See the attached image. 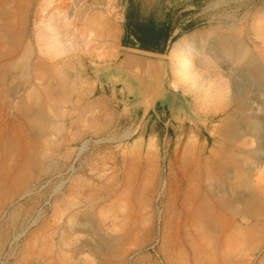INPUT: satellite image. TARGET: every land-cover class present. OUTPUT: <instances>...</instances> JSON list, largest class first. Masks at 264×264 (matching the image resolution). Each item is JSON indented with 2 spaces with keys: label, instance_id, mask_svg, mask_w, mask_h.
<instances>
[{
  "label": "rangeland",
  "instance_id": "374dc122",
  "mask_svg": "<svg viewBox=\"0 0 264 264\" xmlns=\"http://www.w3.org/2000/svg\"><path fill=\"white\" fill-rule=\"evenodd\" d=\"M26 1H20L23 10ZM153 4L160 19L170 14L188 21L166 53L163 88L180 99L173 107L138 100L116 71L107 76L97 71L120 54L122 15L130 6ZM30 5L29 35L41 17L55 13L51 24L62 22L56 31L62 32L64 49L45 57L72 76L59 100L46 104L45 122L23 129L41 161L20 192L0 196V264H264L258 244L264 227L251 230L249 222L264 218V163L253 160L261 157L255 149L260 139L243 145L247 130L235 129L228 119V98L213 104L220 109L209 103L207 113L190 93L170 88L175 78L169 58L175 41L187 34H196L204 50L228 32L254 53L252 43H261L255 24H264V0H32ZM27 67L15 68V81L4 87L6 95L16 96L12 119L33 106L31 97L17 101L36 82L33 67ZM99 77L107 83L103 96L96 89ZM237 79L243 84V77ZM98 99L103 106L94 110ZM225 158L231 185L254 194L248 202L238 201L235 210L206 200L207 187L221 183L217 165ZM246 168L253 170L247 174Z\"/></svg>",
  "mask_w": 264,
  "mask_h": 264
},
{
  "label": "bare ground",
  "instance_id": "6f19581e",
  "mask_svg": "<svg viewBox=\"0 0 264 264\" xmlns=\"http://www.w3.org/2000/svg\"><path fill=\"white\" fill-rule=\"evenodd\" d=\"M20 1L0 0V196L21 189L28 181L29 171L39 165L42 154L40 151H36L32 145H29L30 143H28L26 138L27 134L24 135L25 130L23 129L34 126L35 122H39L40 119L45 122L42 117L46 104L59 100V95L62 91L69 87L72 76L71 72L68 73V70L65 71L59 66V62H53L54 60L50 62L45 57L47 52L55 51L56 55H58L64 49L65 42L62 38L63 35H61L62 32L56 31L62 28V22L60 24L57 23V26H55L56 24H51L55 13L47 17H41L38 22L33 24L32 34L29 35L27 10L32 0L26 1L27 7L25 10L19 6ZM57 15H60L58 10L56 11ZM66 19H68L67 16L62 18V20ZM258 25L260 33L258 38H260L261 43H252L253 48L256 50L254 53L243 40L228 32L217 35L215 42L204 50L197 45L198 37L196 34L181 36L175 41L170 51V70L175 78L174 81L172 80L170 88L177 87L183 92L190 93L193 96L194 105L199 106V109L204 107L207 110L209 103L213 105L217 101L228 98L229 101L226 100V104L232 103V110L227 114L228 119L232 120L231 124L234 125L235 129L240 128L248 131H246L248 137L243 139V145L250 144L252 137L257 136L260 139V144L255 149L260 152L261 157L253 160L264 163V115L261 111V106L264 104V24H255V26ZM45 29H49L51 32L45 31ZM49 58L53 59L54 56ZM27 66L33 67L36 82L33 85V91L31 92L30 90V93L23 92L21 98L17 101L31 97L34 100L33 106L29 108L26 105L29 108L28 111H24L25 114L21 113L20 118L18 117L19 120L12 119L10 116L14 106H12L11 98L14 100L13 98L16 96L15 93L6 95L4 87L15 79V68H26ZM238 77L244 78L243 84L237 82ZM18 96L20 97V95ZM34 106L36 110L32 109ZM102 106V102L98 99L91 107L94 110H98ZM218 108L215 107V109ZM223 109L221 110L223 111ZM91 115L89 117L92 118L93 116ZM89 117L88 119L90 120ZM13 135L18 138L14 139ZM16 145L18 146L17 148ZM245 152L252 155L253 150ZM228 159L225 158L224 164L217 165L218 169L223 173L222 180L220 177V185L216 188L208 186L206 189V200L212 202L213 206L220 208V210L228 208L235 210L237 209L236 203L238 201L244 200L248 202L251 198L254 199L252 191L238 192L237 187L235 188V186L231 185L232 182L228 181V174L231 170H229L226 163ZM252 170L253 168H246L243 171L248 174ZM236 172L242 171L236 169ZM256 172L259 173L260 171L257 170ZM231 177L234 179V176ZM259 187L258 191H262L263 189L260 187V190ZM203 191L205 190L203 189ZM249 220L251 230L258 231L264 227V218L257 217ZM258 240H260L258 244H260V249H262L264 247V236L261 239L258 238Z\"/></svg>",
  "mask_w": 264,
  "mask_h": 264
},
{
  "label": "crops",
  "instance_id": "0c3cea01",
  "mask_svg": "<svg viewBox=\"0 0 264 264\" xmlns=\"http://www.w3.org/2000/svg\"><path fill=\"white\" fill-rule=\"evenodd\" d=\"M159 14V11L156 13V4L149 7L130 6L122 15L119 49L120 52L130 53L144 59V68L147 74H151L146 77L147 81L130 82L126 80L129 83L124 81L131 86L134 94L139 97L138 100L144 101L145 99L147 102H152L155 108L157 102L166 103L168 107H173L176 103L174 96L168 92L162 96L163 100L160 99L162 89L160 72L162 63L166 62V53L173 38L188 25L187 20H177L176 15L172 17L166 14L168 18L160 19ZM97 83L96 89L99 88L100 96H103L106 93L107 83L102 77L98 78ZM152 106L149 110L153 109Z\"/></svg>",
  "mask_w": 264,
  "mask_h": 264
},
{
  "label": "water",
  "instance_id": "95a60500",
  "mask_svg": "<svg viewBox=\"0 0 264 264\" xmlns=\"http://www.w3.org/2000/svg\"><path fill=\"white\" fill-rule=\"evenodd\" d=\"M143 61H144V59L140 56H135L133 54L125 53V52H120L118 58L114 62L108 64L107 66L99 67L97 71L102 76H107L110 73H112L113 71H116V75L118 74V76L122 80H125V81L127 80L130 82L140 80L142 82H146L147 81L146 77L151 75V74H149V73L147 74V70L144 68L145 66H144ZM165 73H166V62H163L161 72H160V74H161L160 75V82L162 85L160 99H163L162 96L166 94L165 92H168L169 94H172L174 96V98L176 99V102L180 103V99L178 98V96L175 93L163 88V85H164L163 81L165 79ZM154 74L156 75V73H154ZM155 81H156V78H155ZM126 82H125V84H126ZM127 83H129V82H127ZM127 86H129L131 88V86L129 84Z\"/></svg>",
  "mask_w": 264,
  "mask_h": 264
}]
</instances>
